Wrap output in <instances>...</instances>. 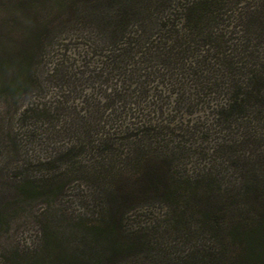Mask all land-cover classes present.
<instances>
[{"label":"trees","instance_id":"16d2710c","mask_svg":"<svg viewBox=\"0 0 264 264\" xmlns=\"http://www.w3.org/2000/svg\"><path fill=\"white\" fill-rule=\"evenodd\" d=\"M61 6L81 18L60 23L76 28L82 66L91 65V55L97 84L115 77L97 99L71 104L64 95L20 115L53 138L42 161L48 173L26 176L21 194L52 199L80 181L92 190L70 225L80 252L55 251L57 237L49 231L56 226L42 220L43 251L33 264H136L151 249L142 229L127 232L123 221L137 204L156 200L169 210V229L186 237L193 232L181 224L192 201L206 220V244L193 241L186 255L181 250L161 264H264V0H62ZM16 26L27 46L14 59L3 57L0 72L15 70L14 88L27 94L37 66L57 49L61 26L37 19ZM190 155L199 162L189 163ZM204 161L206 170L193 177L181 171ZM98 246L101 255H93Z\"/></svg>","mask_w":264,"mask_h":264},{"label":"rangeland","instance_id":"374dc122","mask_svg":"<svg viewBox=\"0 0 264 264\" xmlns=\"http://www.w3.org/2000/svg\"><path fill=\"white\" fill-rule=\"evenodd\" d=\"M61 3L62 0H0V65L3 57L10 56V59H14L21 53V48L27 46L29 38L26 37L27 34L24 37L19 35L16 21L20 20L23 25H29L30 19H37L38 22H53L61 26L53 40V44L58 45L55 47L57 49L46 57L45 64L39 62L42 64L34 71L37 77L36 84L27 94H19L14 88L16 84L14 80L17 79L15 70H10L5 75L0 72V264H33L35 259L39 261L40 253L43 251L39 245L42 220L50 221L56 226L49 231V233L53 231L57 237L52 244L55 251L63 255L70 247L76 254L80 252V237L72 234L70 225L72 220L75 221L79 217V212L85 210L82 196L91 198L92 190L88 186L90 184L80 181V184L75 182L66 185L58 196L48 198L52 200L51 202L40 196L26 198L20 192V181L26 176L31 175L33 178L36 177L35 180H40L46 175L48 167L42 166L44 165L42 161L48 156L53 139L39 122L32 124L31 119L22 122L20 115L23 111L35 107L40 111L43 105L48 106L64 95H66L64 100L71 104L80 103L87 97L94 100L98 98L99 92L105 91V87L114 85L113 79L110 78L115 77L114 73H110L108 84L102 82L99 85L94 81L96 77L93 69L98 64L91 55H88V58L86 56V61L92 60L91 65L82 66L81 58L76 55L81 49L78 40L74 38L77 34L76 28L62 26L60 23L64 19L81 18L76 14L68 15ZM89 33L85 32L84 37H90ZM56 61H59L60 65L53 74H49ZM196 117L197 115L193 116L192 120L195 121ZM32 130L34 132L30 141L27 135ZM193 139L197 140L195 137ZM204 152L206 154V149ZM189 159V163L199 162L194 160L193 155H190ZM205 161L199 163L202 165H196V168L188 164V168L181 171L193 177L197 174V169L206 170ZM164 205L166 204L158 200L137 204L123 221L127 232L142 229V235L147 236V249H151L149 254H139L136 264H150L148 260L154 261L155 258L157 261L154 263L161 264L167 256L172 259L177 257L181 250L186 255L187 249L195 245L193 241L199 245L207 243L204 231L206 220L193 201L191 204L193 210H189L191 213L185 216L181 224V227H188L193 232L187 237L179 231L172 230L175 227L169 229L171 217ZM91 213H96V210H92ZM88 215L90 220L96 216ZM203 227L205 228L202 230ZM97 248L93 255L96 253L101 255V248L99 246Z\"/></svg>","mask_w":264,"mask_h":264}]
</instances>
